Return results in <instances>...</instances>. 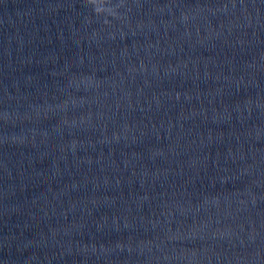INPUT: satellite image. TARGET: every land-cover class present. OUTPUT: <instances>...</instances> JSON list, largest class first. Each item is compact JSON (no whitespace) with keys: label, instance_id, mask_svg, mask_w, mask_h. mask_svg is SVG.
<instances>
[{"label":"water","instance_id":"1","mask_svg":"<svg viewBox=\"0 0 264 264\" xmlns=\"http://www.w3.org/2000/svg\"><path fill=\"white\" fill-rule=\"evenodd\" d=\"M0 264H264V0H0Z\"/></svg>","mask_w":264,"mask_h":264}]
</instances>
